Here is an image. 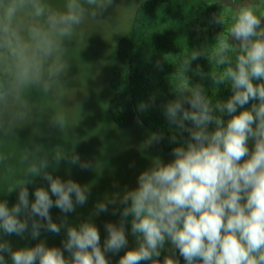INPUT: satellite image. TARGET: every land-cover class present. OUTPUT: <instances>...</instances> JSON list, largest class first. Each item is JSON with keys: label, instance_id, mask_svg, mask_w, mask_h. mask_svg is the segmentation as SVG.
I'll list each match as a JSON object with an SVG mask.
<instances>
[{"label": "clouds", "instance_id": "1", "mask_svg": "<svg viewBox=\"0 0 264 264\" xmlns=\"http://www.w3.org/2000/svg\"><path fill=\"white\" fill-rule=\"evenodd\" d=\"M111 3L0 0V166L10 156L4 138L17 137L16 129L29 122L34 107L41 113L51 109L35 103L33 95L63 104L65 89L70 88L65 78L75 60L70 54L75 38L83 40L84 23ZM228 16L213 17L215 23L227 24L226 34L190 48L179 60L180 83L172 87L175 98L163 106L166 119L176 126L170 136L173 158L153 157L134 188L96 203L93 215L106 211L116 199L123 206L121 222L105 224L103 246L91 218L77 225L66 219L77 205L86 203L89 186L52 175L50 166L56 165L39 145L40 155L19 145V182L0 191L19 190L11 206L0 199V264H109L106 253L121 249L126 251L117 264H180L170 254L159 259L168 246L178 250L184 264H264V14L242 6ZM201 55L218 69L204 72L198 66L201 79L210 76L216 90L221 84L230 87V96L213 100L203 83L190 82L186 70ZM147 107L144 102L139 105L141 110ZM50 118L69 139L67 130L76 123L70 122L67 112L52 110ZM183 131L187 139L177 136ZM159 135L153 133L145 143ZM51 155L57 163L68 156L72 164L89 166L62 146ZM36 176L48 186L36 187L30 199L26 185ZM53 206L65 214L59 223L50 214ZM126 223L135 237L134 247H128ZM62 228L63 249L40 239L41 229L60 233ZM11 234L38 242L14 248L5 238Z\"/></svg>", "mask_w": 264, "mask_h": 264}, {"label": "rangeland", "instance_id": "2", "mask_svg": "<svg viewBox=\"0 0 264 264\" xmlns=\"http://www.w3.org/2000/svg\"><path fill=\"white\" fill-rule=\"evenodd\" d=\"M141 1L112 0L108 8L99 13L95 19H88L82 26V31L85 34L83 40L77 36L71 48L70 54L75 57L76 61H71L65 78L67 86L70 88L65 89L67 95L62 99L63 104H58L51 97L33 95L35 103H38L42 108L51 109L41 113L34 107L29 122L16 129L17 137L12 135L4 138V148L10 156L7 164L0 166V191L19 182V145L28 147L40 155L41 151L36 149V146L39 145L40 150L48 152L49 160L56 165L55 168L50 166L52 175L65 180L71 178L82 186H89L86 203L77 205L74 212L67 214L66 219L67 222L77 225L81 221L91 218L99 229L101 246H103L107 235L105 224L108 222L119 224L120 221L113 212V202L108 204L106 211L93 215L96 203L105 197H111L116 193L122 194L125 190L134 188L137 185L139 173L151 165L153 157L158 156L164 161L173 158V150L164 151L156 140L145 143L151 136L147 130L138 126L122 128L117 125L111 119L107 108L111 93L109 80L113 76L117 64V40L123 32L128 30L135 7ZM203 1L213 3V0ZM217 5L226 20L229 18L228 14L242 6L254 7L258 12L264 14V0H220ZM261 22L264 23V18ZM226 31L227 24H225L222 33L226 34ZM204 60L209 66L208 72L218 71L207 57L204 56ZM189 71L191 73L189 80L195 83L197 79H193L192 70ZM209 80L210 85L216 89L215 85L211 84V78ZM227 89L231 88L223 84L218 87V90ZM245 106H250V104ZM52 110L66 111L70 122L76 123L67 130L69 139H65L59 126L52 122L50 118ZM71 138L72 143H75L76 140L75 144L70 142ZM57 146L74 150L80 160L89 166L81 167L80 163L72 164L68 156L62 158L58 163L52 160L51 153ZM252 146L253 143L250 141V149ZM26 186L29 190V198L33 199L35 188L47 187L48 182L41 176H36ZM18 191L17 189L10 193H0V199L7 200L11 206L18 199ZM50 214L58 223L65 219V214L55 206L50 209ZM125 230L128 247H134L136 245L134 235L126 228ZM64 238H66V230L63 228L60 233L41 229L40 239H43L48 246H57L63 249ZM37 242L38 240H33L30 236L21 237L11 234V243L14 248L34 246ZM124 251L126 249H121L118 253H106L109 264H117ZM169 254L178 258L180 264H184L183 257L179 255L178 250H173L170 246L162 250L159 259L162 261ZM65 255L70 254L65 252ZM141 264H150V262H141Z\"/></svg>", "mask_w": 264, "mask_h": 264}, {"label": "trees", "instance_id": "3", "mask_svg": "<svg viewBox=\"0 0 264 264\" xmlns=\"http://www.w3.org/2000/svg\"><path fill=\"white\" fill-rule=\"evenodd\" d=\"M214 14L222 15L220 7L203 0H142L137 4L128 30L117 40V64L109 80L107 108L117 125L138 126L150 135L162 134L155 140L164 151L173 150L170 136L176 126L166 119L163 106L175 98L172 87L180 83L181 57L190 48L211 43L223 32L225 25L215 23ZM198 66L204 72L209 70L203 55L191 61L186 75L190 77L191 69L195 83H203L210 98L231 95V89H214L210 76L201 79ZM142 102L148 105L144 110L139 108ZM177 136L187 139L188 133L183 131ZM122 207L119 199L113 202V212L120 222ZM125 228L131 232L130 223ZM5 238L11 243V235Z\"/></svg>", "mask_w": 264, "mask_h": 264}]
</instances>
